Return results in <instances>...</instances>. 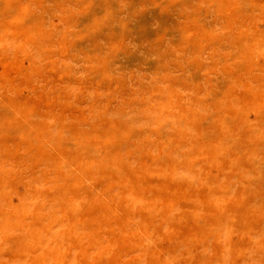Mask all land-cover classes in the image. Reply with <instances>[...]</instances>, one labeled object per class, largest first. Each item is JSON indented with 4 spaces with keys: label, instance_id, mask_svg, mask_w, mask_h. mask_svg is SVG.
Returning a JSON list of instances; mask_svg holds the SVG:
<instances>
[{
    "label": "rangeland",
    "instance_id": "obj_1",
    "mask_svg": "<svg viewBox=\"0 0 264 264\" xmlns=\"http://www.w3.org/2000/svg\"><path fill=\"white\" fill-rule=\"evenodd\" d=\"M262 4L0 0V264H264Z\"/></svg>",
    "mask_w": 264,
    "mask_h": 264
},
{
    "label": "bare ground",
    "instance_id": "obj_2",
    "mask_svg": "<svg viewBox=\"0 0 264 264\" xmlns=\"http://www.w3.org/2000/svg\"><path fill=\"white\" fill-rule=\"evenodd\" d=\"M126 3V2H125ZM246 5V4H245ZM256 5V4H255ZM261 5V4H260ZM262 6H264V4H262ZM1 7V6H0ZM73 8V7H72ZM240 8V7H239ZM243 8V7H242ZM252 8V7H251ZM258 8V7H257ZM94 9V8H93ZM126 9V8H125ZM135 9V8H134ZM262 9V8H261ZM117 10V9H116ZM262 10H264V9H262ZM261 11V10H260ZM201 13V12H200ZM165 17V16H164ZM153 18V17H152ZM138 24V23H137ZM128 29V28H127ZM189 30V29H188ZM162 31V30H161ZM192 34V33H191ZM176 41V40H175ZM224 47V46H223ZM229 47V46H228ZM190 48V47H189ZM91 52V51H90ZM232 52V51H231ZM137 57V56H136ZM221 60V59H220ZM128 61V60H127ZM126 62V61H125ZM234 67V66H233ZM186 73V72H185ZM196 74V73H195ZM191 76V75H190ZM224 77V76H223ZM219 79V78H218ZM222 88V87H221ZM228 91V90H227ZM10 109V108H9ZM11 110V109H10ZM58 114V113H57ZM233 117V116H232ZM226 122V121H225ZM225 124V123H224ZM233 129V128H232ZM207 131V130H206ZM204 132V131H203ZM214 134V133H213ZM212 134V135H213ZM253 134V133H252ZM216 137V136H215ZM166 140V139H165ZM203 141V140H202ZM62 142V141H61ZM170 143V142H169ZM168 147V146H167ZM206 147V146H205ZM238 147V146H237ZM13 148V147H12ZM187 152V151H186ZM159 153V152H158ZM190 156V155H189ZM188 156V157H189ZM62 159V158H61ZM234 159V158H233ZM28 160V159H27ZM134 160V159H133ZM98 161V160H97ZM229 161H230V159H229ZM254 162V161H253ZM50 165V164H49ZM231 165V164H230ZM251 165V164H250ZM42 166V165H41ZM226 166V165H225ZM253 167H255L254 165H253ZM95 168V167H94ZM173 168V167H172ZM215 168V167H214ZM230 168V167H229ZM179 171V170H178ZM118 173V172H117ZM30 175V174H29ZM127 178V177H126ZM210 179V178H209ZM93 181V180H92ZM259 187V186H258ZM249 188V187H248ZM202 192V191H201ZM245 195V194H244ZM207 196V195H206ZM104 198V197H103ZM205 198V197H204ZM40 200V199H39ZM55 205V204H54ZM64 207V206H63ZM154 208V207H153ZM118 209V208H117ZM150 209V208H149ZM250 212V211H249ZM58 213V212H57ZM156 213V212H155ZM87 214V213H86ZM149 214H151V213H149ZM103 215V214H102ZM155 215V214H154ZM88 216V215H87ZM93 217V216H92ZM84 218V217H83ZM97 218V217H96ZM95 218V219H96ZM99 219V218H98ZM212 219H214L213 217H212ZM189 220V219H188ZM97 221V220H96ZM195 221V220H194ZM212 221V220H211ZM247 221H249V220H247ZM189 222V221H188ZM213 222H214V220H213ZM55 223V222H54ZM141 223V222H140ZM89 224V223H88ZM186 224V223H185ZM193 225V224H192ZM209 225V224H208ZM216 225V224H215ZM180 226V225H179ZM183 229V228H182ZM187 230V229H186ZM175 231V230H174ZM179 231V230H178ZM139 232V231H138ZM188 233V232H187ZM176 234V233H175ZM174 234V235H175ZM192 234V233H191ZM197 234V233H196ZM21 235V234H20ZM152 235V234H151ZM179 236V235H178ZM170 237V236H169ZM180 237V236H179ZM168 238V237H167ZM244 238V237H243ZM148 239V238H147ZM13 243V242H12ZM9 245V244H8ZM3 248V247H2ZM4 249V248H3ZM143 249V248H142ZM2 252H4V251H2ZM39 254V253H38ZM161 254V253H160ZM164 257V256H163ZM1 259V258H0ZM5 262V261H4ZM26 263V262H25Z\"/></svg>",
    "mask_w": 264,
    "mask_h": 264
}]
</instances>
